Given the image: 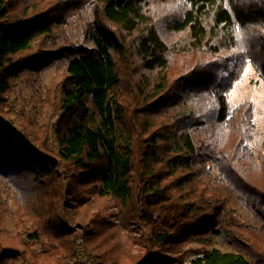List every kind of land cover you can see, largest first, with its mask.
Listing matches in <instances>:
<instances>
[{"label": "trees", "instance_id": "16d2710c", "mask_svg": "<svg viewBox=\"0 0 264 264\" xmlns=\"http://www.w3.org/2000/svg\"><path fill=\"white\" fill-rule=\"evenodd\" d=\"M249 63L264 80V0H0V264H264V152L229 101ZM58 64L49 119L13 120Z\"/></svg>", "mask_w": 264, "mask_h": 264}, {"label": "rangeland", "instance_id": "374dc122", "mask_svg": "<svg viewBox=\"0 0 264 264\" xmlns=\"http://www.w3.org/2000/svg\"><path fill=\"white\" fill-rule=\"evenodd\" d=\"M91 20L92 6H87L83 15L77 14L72 16L69 23L63 29L59 30L55 38L56 41L54 40V42H56V45L61 44L62 41L80 44L83 41V33L88 24L87 22ZM66 69L67 66L65 64H58L43 74L26 73L20 78L16 82L13 93L9 97L12 119L14 120L20 117L30 119L34 117L36 120L34 124L36 126H40L46 122L49 119L48 115H52V109L48 106V101L44 100L47 98L45 94L50 87L64 77ZM229 101L232 110H235L244 103H251L253 105V119L252 125L250 126L251 135L246 140V144L255 154L260 155L264 152V80L250 63L247 65L241 79L235 83L230 91ZM42 104H45V107ZM36 114L39 117H36ZM52 134L53 130L50 133V139L54 142L55 137ZM233 210L241 220L256 224L253 214L241 202L234 205ZM107 214H111V211L107 212ZM116 223H119V220ZM9 226L12 228L13 222L10 221ZM124 231V235L126 236L127 230ZM134 233L139 234L137 228ZM199 247H201L199 244L193 243L192 245H187L184 252L190 250V248L196 250ZM208 249H219L222 252L234 251L220 238ZM197 254L196 252L188 253L184 260L174 264H189L193 258L198 256Z\"/></svg>", "mask_w": 264, "mask_h": 264}, {"label": "built area", "instance_id": "2783aa9c", "mask_svg": "<svg viewBox=\"0 0 264 264\" xmlns=\"http://www.w3.org/2000/svg\"><path fill=\"white\" fill-rule=\"evenodd\" d=\"M83 252V251H82ZM81 252V254H80V260H81V262H82V264H92L88 259H87V257L85 256L84 257V252L82 253Z\"/></svg>", "mask_w": 264, "mask_h": 264}]
</instances>
